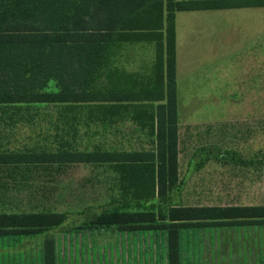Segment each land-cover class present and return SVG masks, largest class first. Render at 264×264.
<instances>
[{"label":"rangeland","instance_id":"rangeland-1","mask_svg":"<svg viewBox=\"0 0 264 264\" xmlns=\"http://www.w3.org/2000/svg\"><path fill=\"white\" fill-rule=\"evenodd\" d=\"M175 18L179 56H184L189 64L194 55V63L189 68L194 65L200 69L205 63L204 70L195 77L205 79L206 97L222 98V103H209L210 100L207 105H180L179 114L193 107L202 115L200 119L194 115V120L182 121L184 116L179 120L180 126L191 133L194 145L191 152L184 148L187 133L181 129L180 151L176 138V163L178 156L185 162L181 161L183 167L177 176V189L169 191L165 203L158 204L156 198L136 202L138 199L133 195L136 187L128 180L121 181L117 173L109 174L108 165L41 162L36 168L30 165L28 167L32 168L24 165L15 168L0 164V212L64 214L59 225L43 228L32 236L0 235L2 264H6V252L9 257L19 254L20 258L27 259L30 256L28 264H38L37 243L48 236L53 239L54 264H82L85 256L94 258V264H119L122 257H139L141 264H167L165 229H118L115 224H93L91 218L112 209L141 211L151 208V202L155 204L152 209L160 214H166L171 206H264V7L178 11ZM203 47L205 55L201 52ZM250 50H256L251 53H258L260 58L248 56L246 53ZM209 51H214L216 59L221 60L220 73L216 74L214 83L213 66H207L213 54ZM125 56L130 60L126 65L128 69L145 65L151 59L152 49L146 45L128 47ZM48 89H54L52 82ZM182 93L184 86H179V98ZM34 107L37 109L21 108L14 115L11 114L15 112L13 109L5 111V116L15 122L10 123L7 117L0 119L1 155L27 149L55 151L61 142L69 150L92 145L104 149L139 143L143 144L142 149L151 146L146 131L128 120L91 127L82 120H71L77 130L73 137L69 133L61 134L69 123L58 120L56 113L64 117L80 115L84 119L85 109L62 112L67 110H58L55 105L36 104ZM2 113L0 110V115ZM30 114H33L32 119L25 121L23 118ZM158 222L168 223L166 219ZM240 225L245 224L179 227L178 264L191 263L188 252L195 241L206 243L222 235L228 240L231 230ZM246 225L264 227V223ZM132 239L138 243L134 249L118 247V243ZM17 240L21 243L16 244ZM6 243H13V250L6 248ZM80 244L83 248L78 247Z\"/></svg>","mask_w":264,"mask_h":264},{"label":"trees","instance_id":"trees-1","mask_svg":"<svg viewBox=\"0 0 264 264\" xmlns=\"http://www.w3.org/2000/svg\"><path fill=\"white\" fill-rule=\"evenodd\" d=\"M248 7H264V0H0V119L9 109L14 115L21 108L37 109L36 104L67 110L62 112L85 109L84 119L56 113L69 123L61 134L76 135L71 120L91 126L128 120L145 130L152 144V150L126 152L93 145L69 150L61 142L55 151L0 154V164H106L136 187V202L156 198L165 203L178 187L174 13ZM136 45L150 46L151 59L127 69L125 51ZM49 82L54 89H48ZM150 206L105 210L90 222L126 230L165 229L167 264H178L179 227L264 223V206H171L166 214L155 212L153 202ZM63 219L55 211L0 212V235L32 236ZM162 219L168 223H157ZM41 250L42 264H54L51 236L43 239Z\"/></svg>","mask_w":264,"mask_h":264},{"label":"crops","instance_id":"crops-1","mask_svg":"<svg viewBox=\"0 0 264 264\" xmlns=\"http://www.w3.org/2000/svg\"><path fill=\"white\" fill-rule=\"evenodd\" d=\"M213 10H217V9H213ZM193 11H201V10H193ZM175 13H174V75H175V91H176V109H177V113H176L177 146H178V150L180 151V147H179V144L181 143L180 132H181V129L183 128L185 130L187 129L185 127L180 126L179 120L181 119V116H184L182 121H190V120L195 119L194 115H196L197 118L202 115L201 112H198V110L197 109L195 110L193 107L185 108V112H182L181 114H179L180 105H183V106L207 105L210 100L211 101L209 103L211 102L212 103H222V98L218 96H211L210 98L206 97L205 95L206 86L204 85L205 79L200 80V78L195 77L198 73L204 70V68L206 67L205 63L202 65L200 69L197 67H194V65L189 68V65L194 63V59H193L194 55L190 57L189 64H188V60H186L184 56H181V57L179 56L178 51H177L178 34H177V26L175 22L176 21ZM262 35H263V31H262ZM255 51L256 50H253V51L250 50L249 53H246V52L245 53L248 56L252 55L253 59L255 58L259 59L260 57H258L259 56L258 53H251ZM201 52H203L204 55L206 54V50H204V47L203 49L201 48ZM209 53L210 54L213 53V54H212L211 59L209 60L210 63H208L207 66H213L212 70L215 74V77L212 80V82L214 83L216 74L220 73V69H221L220 61L221 60L216 59V54L214 51L213 52L209 51ZM262 59H263V55H262ZM262 65L264 66L263 60H262ZM179 86L180 87L184 86V93H182L181 98L178 97V87ZM191 109H193V111H191ZM202 112H204V110ZM201 119H203V117H201ZM186 133H187L186 141H185L186 144L184 148L191 152L193 150L192 146L194 144L191 140V133L187 130L185 134ZM149 143L151 144V142ZM132 145L133 146H130V147H124L126 145L124 146L111 145L105 149L108 151H126V152L152 150V144L151 146H149L150 148H144V149H142V146H143L142 143H139V145L138 144H135V145L132 144ZM140 146L141 148H139ZM27 151H29V149H27ZM43 152H45V149L43 150ZM181 161H184V160H181ZM181 161L178 156L177 157V176L179 175L180 168L183 167V162L181 164ZM107 169L111 170L110 167L109 168L107 167ZM111 173H112V176L113 174H115L114 171L112 170L109 172V174ZM236 227H237L236 229L231 230L230 237L228 240H226L227 237L222 235V236H219L218 238L219 242H218V239L213 240V241L208 239L206 243H204L203 241L201 242L200 240H197L194 243H192L191 247H189L190 251L188 252L189 262H191L190 264H264V227L252 226V225L249 226L246 224L236 226ZM126 236H124V238ZM41 242L42 241H38L37 243V247L39 246V253H38L39 256L37 258L38 264H42ZM191 242H192V239L190 240V243ZM19 243H21L20 240H17L16 244H19ZM135 244H138L137 240H134V239H132V241L124 240V242L118 243L119 245L118 247H123L124 245V248L130 249L131 247H133L134 249ZM0 246H1V242H0ZM13 247H14L13 243H11L10 245L8 244L6 245V248H10L12 250H13ZM30 247L31 246H26L25 248L30 249ZM78 247L83 248L81 244L80 246L78 245ZM90 247H91V244H90ZM201 249L203 250L201 251ZM29 252L30 251H28V253ZM8 253L9 252H6L4 254L5 255L4 258L6 259V264H28L30 262V258H29L30 256L27 257V259L23 258V256L20 258L19 254H17L15 257L14 256L9 257ZM2 256L3 254L0 255V259L2 258ZM85 257L83 258L84 261L81 262L82 264H94L95 262L94 258L88 257V256L86 258ZM195 260L196 262L193 263V261ZM0 264H2V262H0ZM119 264H141V261L139 257L138 259H136L135 257L134 258L122 257L119 259Z\"/></svg>","mask_w":264,"mask_h":264}]
</instances>
